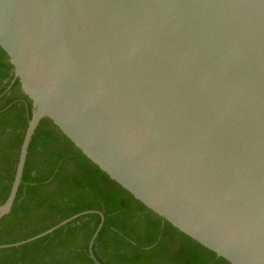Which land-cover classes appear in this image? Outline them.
Wrapping results in <instances>:
<instances>
[{"label":"water","instance_id":"95a60500","mask_svg":"<svg viewBox=\"0 0 264 264\" xmlns=\"http://www.w3.org/2000/svg\"><path fill=\"white\" fill-rule=\"evenodd\" d=\"M0 47L32 100L0 217L47 117L179 231L264 264V0H0Z\"/></svg>","mask_w":264,"mask_h":264},{"label":"trees","instance_id":"16d2710c","mask_svg":"<svg viewBox=\"0 0 264 264\" xmlns=\"http://www.w3.org/2000/svg\"><path fill=\"white\" fill-rule=\"evenodd\" d=\"M32 100L22 91L0 47V204L13 180ZM0 264H228L148 209L90 161L47 117L31 136L10 211L0 217Z\"/></svg>","mask_w":264,"mask_h":264}]
</instances>
